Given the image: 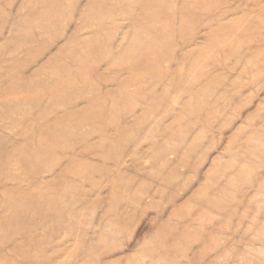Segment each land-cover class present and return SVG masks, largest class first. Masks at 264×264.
<instances>
[{"label":"rangeland","instance_id":"374dc122","mask_svg":"<svg viewBox=\"0 0 264 264\" xmlns=\"http://www.w3.org/2000/svg\"><path fill=\"white\" fill-rule=\"evenodd\" d=\"M0 264H264V0H0Z\"/></svg>","mask_w":264,"mask_h":264},{"label":"bare ground","instance_id":"6f19581e","mask_svg":"<svg viewBox=\"0 0 264 264\" xmlns=\"http://www.w3.org/2000/svg\"><path fill=\"white\" fill-rule=\"evenodd\" d=\"M9 251H11V253H13V255L15 254L14 252H17V251L14 250L13 247H11ZM15 255H16V254H15Z\"/></svg>","mask_w":264,"mask_h":264}]
</instances>
